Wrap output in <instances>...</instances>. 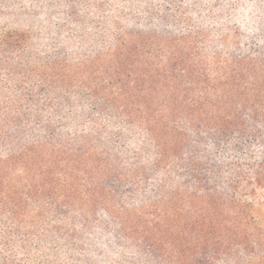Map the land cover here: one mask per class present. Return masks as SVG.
I'll return each mask as SVG.
<instances>
[{
    "label": "trees",
    "instance_id": "obj_1",
    "mask_svg": "<svg viewBox=\"0 0 264 264\" xmlns=\"http://www.w3.org/2000/svg\"><path fill=\"white\" fill-rule=\"evenodd\" d=\"M43 1L62 24L36 34L28 11L30 39L0 29V244L57 240L58 264H264V0L227 20L198 0ZM69 215L101 235H59Z\"/></svg>",
    "mask_w": 264,
    "mask_h": 264
},
{
    "label": "rangeland",
    "instance_id": "obj_2",
    "mask_svg": "<svg viewBox=\"0 0 264 264\" xmlns=\"http://www.w3.org/2000/svg\"><path fill=\"white\" fill-rule=\"evenodd\" d=\"M34 1H37V5L35 7H33L32 5V0L31 1L15 0V5L11 6V5L6 4L7 7H5V5L0 2V29L12 28V30L10 31H14L13 28H16L19 32H22V33L24 32L25 35L29 38L31 36L30 35L31 33L27 27V21H26V13L28 11L33 12L34 15L36 16H39L36 22L28 23V24L34 25V28H36V30H34L36 34L38 32L40 34L41 31L42 33H45L47 31V28L45 29L46 27L45 25L54 26V25L62 24L60 18H58V16H62L63 14L62 9H54L48 12L42 9L45 1L43 0H34ZM198 2L201 3V6L202 4H204V6L201 7V9H205V12L201 13L202 17H206V15L212 10V11H215V15L217 17H221V19H224V20H227L230 17H235L237 15L236 13L237 9H240L244 5L243 1H237V0H226V1L225 0H198ZM65 3H70V1L66 0ZM16 16H18V18H15ZM234 23H235L234 21L230 22L229 24L230 27L228 26L229 32H233L237 28V25ZM41 26H43L44 29H41ZM233 42L234 40L232 39V37L227 36L225 40L226 45L231 46ZM30 210H31L32 215L37 214L36 209L34 207H30ZM45 214H47V216L49 217H52L50 216L52 212L49 209L45 210ZM68 219L70 222L59 224V226H61L60 230L54 220V224H52L54 227L52 229L55 230L58 227L57 233L61 235L63 232H68V234L75 233V231H81L84 228H86L87 230L83 234L85 235L86 233H88L86 235V238L87 239L89 238V241H92V239L101 235L99 231H102V230L100 228H97L98 224L95 223V221L93 220H90V223H89L90 228H87V225L81 226L79 224L81 221L80 218L77 221L78 223L74 221V218L71 215H69ZM257 225H258L257 228L264 229V215L258 218ZM106 230L107 229L105 228V231ZM42 231L43 230L39 228L37 229L36 234L40 235ZM108 236L110 237V235ZM39 238H35L34 236L32 240L31 239L27 240V243L23 242L24 243L23 251H21V253L18 255L17 254L14 255L13 257H11V255L16 252L15 246L7 247V246H2L0 244L1 254L4 256L11 257L13 264H58L55 258L51 255L55 251L53 247L56 248V245L54 243L57 240L53 242L48 239H41V242H39ZM17 240H20V239H17ZM36 244H41L42 248L35 250ZM47 249L49 252H47ZM129 256L130 255L127 254V258ZM252 260L255 261V259H252Z\"/></svg>",
    "mask_w": 264,
    "mask_h": 264
}]
</instances>
